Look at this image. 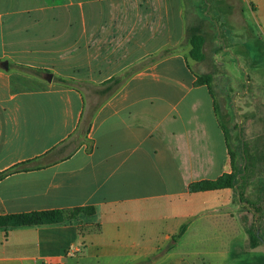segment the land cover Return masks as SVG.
<instances>
[{
	"label": "crops",
	"instance_id": "crops-1",
	"mask_svg": "<svg viewBox=\"0 0 264 264\" xmlns=\"http://www.w3.org/2000/svg\"><path fill=\"white\" fill-rule=\"evenodd\" d=\"M184 3L0 0V216L67 214L0 227V264H234L244 253L251 212L235 191L188 190L233 166L208 86L164 55L186 38ZM250 5L264 35V0ZM114 79L92 146L73 142L87 116L74 84Z\"/></svg>",
	"mask_w": 264,
	"mask_h": 264
},
{
	"label": "rangeland",
	"instance_id": "rangeland-1",
	"mask_svg": "<svg viewBox=\"0 0 264 264\" xmlns=\"http://www.w3.org/2000/svg\"><path fill=\"white\" fill-rule=\"evenodd\" d=\"M250 1L185 0L186 38L177 48L164 52L165 56H183L196 78L211 77L215 110L242 195L240 200L239 190L233 189V205L251 212L249 242L234 264H264V244L258 240L255 247L251 242L257 227L264 240V35ZM190 32L204 38L201 62L190 55ZM74 85L85 96L87 116L73 142L90 148V119L117 87L110 82ZM110 87L111 92H107ZM257 247L261 251H254Z\"/></svg>",
	"mask_w": 264,
	"mask_h": 264
},
{
	"label": "trees",
	"instance_id": "trees-1",
	"mask_svg": "<svg viewBox=\"0 0 264 264\" xmlns=\"http://www.w3.org/2000/svg\"><path fill=\"white\" fill-rule=\"evenodd\" d=\"M188 40L192 46V49L190 51L191 57L197 62L203 61L204 60L203 36L200 34L195 35L192 32H190L188 35ZM110 83H114L115 86L118 88L122 84V80L114 79L111 80ZM204 85L208 86L212 94L210 76H200L196 78L194 82L195 87L204 86ZM111 90L112 88L110 87L107 89V92L108 91L111 92ZM231 161H232V166L234 167L233 159H231ZM26 169H27L26 164H20L15 167V170H19V171ZM2 176L3 175H0V178ZM237 178H238L237 175H235V172L233 171L232 173H225L215 180H204L200 182L191 183L188 187V190L190 193H198V192L215 191V190H223V189H238L241 200L242 195L239 189L240 186L239 183L237 182ZM82 212L87 214H92L94 213V208L93 207L78 208L72 214L74 215ZM66 218H67V214L59 210H46V211H38V212H32L26 214L4 215V216H0V227H21V226L43 225V224H55V223L63 222ZM184 230L185 228H183V231ZM260 233H261L260 228L257 227L256 236L255 237L251 236V242L253 245H255V247L259 246L256 242L258 240L260 241L261 244H264V240L260 235Z\"/></svg>",
	"mask_w": 264,
	"mask_h": 264
},
{
	"label": "water",
	"instance_id": "water-1",
	"mask_svg": "<svg viewBox=\"0 0 264 264\" xmlns=\"http://www.w3.org/2000/svg\"><path fill=\"white\" fill-rule=\"evenodd\" d=\"M45 78H46L48 81H52V77H51V75H46Z\"/></svg>",
	"mask_w": 264,
	"mask_h": 264
},
{
	"label": "built area",
	"instance_id": "built-area-1",
	"mask_svg": "<svg viewBox=\"0 0 264 264\" xmlns=\"http://www.w3.org/2000/svg\"><path fill=\"white\" fill-rule=\"evenodd\" d=\"M56 264H62V263H56Z\"/></svg>",
	"mask_w": 264,
	"mask_h": 264
}]
</instances>
